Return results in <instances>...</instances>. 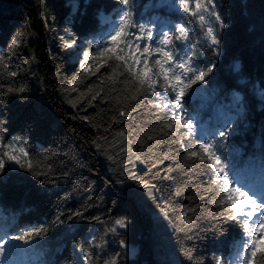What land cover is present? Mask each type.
I'll return each instance as SVG.
<instances>
[{
  "label": "trees",
  "instance_id": "1",
  "mask_svg": "<svg viewBox=\"0 0 264 264\" xmlns=\"http://www.w3.org/2000/svg\"><path fill=\"white\" fill-rule=\"evenodd\" d=\"M150 3L155 0H134L137 22L155 25L154 31L184 24L189 40L177 45L178 55L191 57L201 69L214 65L205 82L192 84L182 100L186 114L196 117V137L215 140L231 122L234 131L222 159L227 157L242 185L259 192L264 186V0H214L225 23L218 33L219 55L197 18L146 7ZM123 7L119 0H0V53L10 57L7 69L0 64V135L6 143L17 141V148L23 145L34 165L29 171L7 164L0 174L5 249L0 264H83L76 247L88 245L90 238L99 242L95 230L113 228L121 219L126 227L113 228L117 264H172L154 257L159 240L149 209L155 208L172 223L176 264H232L238 257L241 229L211 203L207 165L175 143L179 136L164 127L171 117L155 106L171 93L159 85L156 96L137 91L123 66L85 72L86 59L79 58V64L73 58L80 48L91 57L119 23ZM18 33H23L21 44L10 53ZM73 38V47H65ZM115 63L120 62H108ZM148 65L156 72L151 59ZM13 71L15 76L9 74ZM128 152L140 157L135 162L140 165L124 163ZM138 185L152 189L149 208L140 201ZM33 229L41 235L33 233L28 243L12 240L18 247L8 251L7 238ZM123 244L136 254L129 255Z\"/></svg>",
  "mask_w": 264,
  "mask_h": 264
},
{
  "label": "snow or ice",
  "instance_id": "2",
  "mask_svg": "<svg viewBox=\"0 0 264 264\" xmlns=\"http://www.w3.org/2000/svg\"><path fill=\"white\" fill-rule=\"evenodd\" d=\"M119 3L124 6L117 13L121 17L119 23L112 28L103 44L95 45V51L91 54V59L97 64L96 71L108 65L112 72H115L117 68L123 66L124 71L132 76L133 82L137 83V91L151 92L156 96L159 95L156 88L159 85L165 93H171L167 96L165 103L155 105L162 108L171 117L170 122L164 127L179 136L175 143L180 144L190 157H197L207 165L210 179L206 191L214 193V196L209 197L211 203L222 207L226 213H222L223 218L226 221L236 222L241 229L243 239L237 252L239 264H264V186L260 188L259 192L247 189L235 175L231 174L233 167L227 163V157L222 159L223 145L234 131L231 122L225 124L215 133V140L198 139L193 124L196 117L186 114L182 102L185 90L197 81L204 83L206 73L211 72L214 65L201 69L195 65L191 57L185 54L181 58L178 55L177 45L185 46L189 40V32L184 24H172L168 30H165L167 27L165 25L154 31L155 25L149 27L134 19L131 13L134 0H119ZM146 7L177 12L182 10L197 18L202 27L209 25L205 29L206 39L215 46V54H220L218 33L225 27V23L221 14L215 10L214 0H155L154 4L150 3ZM205 13L211 18L210 20L205 19ZM212 24L215 27L211 26ZM22 36L23 33H18L12 39L11 47L8 49L10 53L13 48L20 46V37ZM75 43L76 40L73 38L70 43L65 42V47L71 48ZM89 55V52L83 53L85 59L89 58ZM8 59L10 57L0 53V64L5 69L8 68L6 62ZM150 59L153 67L157 69L156 72H153L152 67L148 65ZM109 61L120 63L109 65ZM137 66H140L138 73L135 70ZM89 67H85L83 70L87 72ZM9 74L15 76L17 73L13 71ZM92 74L95 75V72ZM72 90L75 91V89ZM19 91L22 92L23 89H19ZM95 98V96L92 97V99ZM136 98L133 97V99ZM161 99L165 98L161 97ZM173 109L178 111L174 112ZM181 129H185V131H181ZM150 139L154 138L150 137ZM186 141L191 142L193 147H189ZM16 143L17 141L6 143L0 135V174L4 172L7 164L18 165L29 171L34 170L33 162L28 159L29 153L23 145L17 148ZM165 158L169 157L166 155ZM136 159H140V157L136 156ZM179 194L178 191L177 195ZM190 211L194 212L195 209ZM184 215L187 217V211ZM116 223L120 227H126V222L123 219L117 220ZM187 223L191 224L192 220L187 219ZM41 232L42 230L33 229L23 232L19 236L7 238L5 243L9 245L8 251L18 247L11 243L12 240H24L25 243H28L27 237L32 236L33 233L40 236ZM4 252L5 249L0 245V259L5 258ZM109 264H115V261H110Z\"/></svg>",
  "mask_w": 264,
  "mask_h": 264
},
{
  "label": "rangeland",
  "instance_id": "3",
  "mask_svg": "<svg viewBox=\"0 0 264 264\" xmlns=\"http://www.w3.org/2000/svg\"><path fill=\"white\" fill-rule=\"evenodd\" d=\"M71 3H74L75 0H69ZM103 20H105V17H102ZM205 19L210 20L211 18L205 13ZM209 25H204V31L206 27ZM211 26L215 27L214 24ZM205 33V32H204ZM206 39V36H205ZM207 40V39H206ZM210 42V40H207ZM83 49L80 48L79 50L74 53L73 58L77 59L78 63L80 64V59L84 58L83 56ZM80 58V59H79ZM86 67H89V69H96V62H94L91 57L86 59L85 62ZM237 99H240V96L238 94L235 95ZM123 152H126V148H123ZM132 153L128 152L126 153V158L124 163H132L134 167H137L140 165L139 163H135L136 159L132 157ZM140 189V186L138 187ZM140 201L149 208V201L152 199V189L145 188L140 189L138 191ZM150 214L154 223V238L159 240L156 243V246H154V257L157 260H169L170 263L176 264L178 262V254H177V248L173 239V227L172 223L167 217V214L163 209H149ZM114 229H121L120 225L115 223L113 226ZM112 226H108V228L103 229H97L95 231H99L101 234V239L99 242L92 241V238H90V233L86 235V239L90 238L88 241V245H84L82 247H76V259L83 264H109L110 261H115V264L118 263V255L119 252H117L118 249V241L115 240L113 237L114 234H116V231L113 230ZM122 249L125 250L129 255H135L136 249L135 248H128L126 245H122ZM100 261H103V263H100ZM232 264H239V258L234 255L232 257Z\"/></svg>",
  "mask_w": 264,
  "mask_h": 264
}]
</instances>
